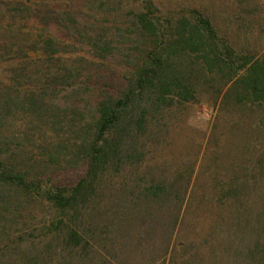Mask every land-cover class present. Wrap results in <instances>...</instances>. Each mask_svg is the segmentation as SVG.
Returning a JSON list of instances; mask_svg holds the SVG:
<instances>
[{
	"label": "trees",
	"instance_id": "trees-1",
	"mask_svg": "<svg viewBox=\"0 0 264 264\" xmlns=\"http://www.w3.org/2000/svg\"><path fill=\"white\" fill-rule=\"evenodd\" d=\"M69 1L71 7L76 6L75 0ZM125 1H120V10L132 17L135 30L149 39L151 46L119 98L107 97L99 102L94 117L84 126L68 119L67 127L83 136L73 151H69L67 139L64 142L55 133L57 123L46 129L36 121L52 113L51 105L60 106L48 92L32 87L29 76L14 78V84L5 86L0 95V264H131L145 253V248L150 250L149 241L142 242L140 229L149 223L158 227L164 209V215L172 220L170 227L163 229L164 244L152 250L151 263H158L160 252V258L168 255L174 260L171 240L183 206V200L175 195L176 182L187 179L189 183L192 175L181 179L182 173L176 182H168L158 176L162 173L158 166L145 163L151 148L161 144L155 129L162 128L167 111L196 100L197 81L192 75L197 72L178 70L181 66L174 63L182 56L200 66L203 75L197 77L199 82L210 84L209 76L218 74L225 84H231L224 102L242 109L264 108V53L256 57L238 52L227 37L219 34L216 24L197 12L195 18L186 15L173 21L157 15L150 8H155L152 0H142L139 5L135 0ZM242 1L253 9L242 22L251 31L264 6L255 0ZM57 2H15L8 9V18L12 22L21 19L39 23L38 19L48 20L50 12L56 17L55 25L65 32L74 29L67 26L68 21L77 28L67 8H54ZM98 6L92 10L95 15L102 9ZM3 17L0 12V53L11 59L7 61L14 66L11 77L19 72L16 66L24 72L41 68L42 77L49 82L44 83L46 88L71 83L77 74L66 63L64 70L47 68L50 62L63 58L56 36L49 30L50 22L42 24L40 32L52 36L38 48L39 41L25 30L27 26L20 29L4 24ZM115 47L108 46L111 50ZM94 49L101 52L96 46ZM61 110L67 119L69 106ZM16 115L23 120L29 117L38 126L31 128V134L13 130L7 135ZM56 138L60 142H54ZM258 161L264 164V150ZM79 168L83 174L78 180H68V172ZM172 199L181 204L166 209ZM260 245L249 250L253 264H264V242Z\"/></svg>",
	"mask_w": 264,
	"mask_h": 264
},
{
	"label": "rangeland",
	"instance_id": "rangeland-1",
	"mask_svg": "<svg viewBox=\"0 0 264 264\" xmlns=\"http://www.w3.org/2000/svg\"><path fill=\"white\" fill-rule=\"evenodd\" d=\"M20 1L23 0H0L4 24L20 29L27 26L25 30L34 34L33 39L39 41L37 47L42 48L41 43L51 34L40 30L42 24L45 26L50 22L49 30L56 36L55 43L59 45L63 58L60 62H50L47 68L51 71L57 68L64 70L66 63L77 76L69 81L71 83L51 84L46 88L44 83L49 82L42 77L41 68H29L28 72H24L20 66H16L19 72L11 77L10 71L14 66L7 62L11 59L2 57L0 53V95L5 86L14 84V78L21 75L26 79L29 76L31 79L28 83H32V87L48 92L60 106L51 105L49 109L52 113L36 121L46 129L57 123L55 133H59L64 142L67 139L68 149L73 151L83 136L67 127L68 119L73 118L77 124L84 126L94 117L99 102L107 97L119 98L133 79L145 53H148L150 40L137 33L132 17L120 10V1L123 0H103L102 7L98 6L99 0H75L77 4L72 7L69 0H57L54 8H67L78 23L75 28L76 24L68 21L67 26L74 29L66 32L55 25L56 17L53 18L50 12L49 19H38L39 23L35 20L26 23L21 19L10 21L8 9ZM47 1L52 3L54 0ZM135 1L139 5L138 2L142 0ZM152 1L155 8H150L161 17L177 21L186 15L195 18L197 12L216 24L219 34L227 37L238 52L256 57L264 53V12L256 18L252 30L248 31V25L242 22L249 18V11L253 9L242 0ZM255 1L264 6V0ZM97 6L102 9L99 10L100 14L95 15L92 10ZM101 29H104L103 32H100ZM98 34L107 37L99 38L96 36ZM232 37L237 39L234 41L239 45L230 40ZM111 44L116 46L115 49L108 48ZM94 46L101 52L96 51ZM103 48H107V51ZM174 63L181 66L178 70L185 68L197 72L192 75L193 81H197L196 100L167 111L162 128L155 129L161 144L154 150L151 148L145 165L158 166L162 172L158 176L168 182H176L182 173L181 179L192 176L189 183L187 179L182 183L176 182L175 195L183 200V206L181 219L171 240L170 250L174 260L168 255L160 258V252L156 262L253 264L249 250L264 242V164L258 161L260 152L264 150V108H236L232 102L223 100L231 84H225L220 75L209 76L207 80L211 83L205 84L197 79L203 74L199 65H193L194 59L182 56ZM43 69L46 70L45 67ZM65 106H69L67 119L61 110ZM29 120V117L25 116L23 120L16 115L5 133L9 135L17 130L23 135L31 134V128L38 125L34 120ZM47 136H50L49 132ZM54 142L60 140L56 138ZM68 173L67 179L73 182L83 174L81 168ZM180 204L172 199L166 209L170 205L175 207ZM165 212L164 209L159 214L158 227L149 223L140 229L142 242L149 241L150 250L145 248V253H141L131 264H152V250L164 244L163 229H168L172 220V217L164 215Z\"/></svg>",
	"mask_w": 264,
	"mask_h": 264
}]
</instances>
